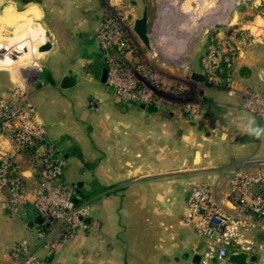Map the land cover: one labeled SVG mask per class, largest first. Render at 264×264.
<instances>
[{
  "label": "crops",
  "instance_id": "obj_1",
  "mask_svg": "<svg viewBox=\"0 0 264 264\" xmlns=\"http://www.w3.org/2000/svg\"><path fill=\"white\" fill-rule=\"evenodd\" d=\"M59 1L19 0L21 6L17 12L13 11L15 2H10L2 14L3 29H9L10 36L0 37V44L12 41L22 28L33 25L43 31L52 46L42 58L60 53L55 29L61 19ZM69 5L65 4L67 10L71 8ZM183 7L182 10L188 12L187 4ZM156 15V23L173 24L175 21L171 7ZM258 18L251 29L255 33L253 43L234 60L232 87L237 92L243 88H264V34H259L264 32V15ZM188 36L180 34V38ZM183 42L185 38L175 48H184ZM198 62L199 69L194 68L188 79L189 84L201 88L206 85L205 79L191 77L193 74L203 77ZM5 74L13 84L14 76L9 72ZM44 82L52 81L45 78ZM32 86L35 95L41 84L35 82ZM206 87L208 91L200 90L199 94L205 96L209 92L206 103L215 111H201L197 122L183 120L185 116L178 108L177 111L158 108L148 112L138 106L132 111L137 121L131 124L120 120L119 116H112L113 120H105L106 113L102 116L105 136L99 143L104 149V160L100 163L98 180L103 185L99 189L90 185L83 197L90 202L88 224L91 230L70 239L54 259L46 258L43 246H39L41 258L48 264H191L193 249L200 240L185 219L190 188L201 183L211 184L216 202L229 210L225 199L228 166L240 165L250 158L240 157L238 140L247 117L237 108L238 95L231 98L223 95L219 88ZM185 102L189 101L183 99ZM124 112L122 109L120 113ZM38 118L45 125V119L39 114ZM140 118L146 123L144 126L139 124ZM0 149H8L2 137ZM89 164L92 170L94 165ZM3 203L0 198V264H11L8 247L18 238L27 239L37 224L28 226L31 221L27 220V209H20L18 215L22 222L13 225L11 213L5 210ZM257 234L251 232L249 237L260 242L261 248L255 253L256 263L264 264V240H258ZM33 237L29 238L31 243Z\"/></svg>",
  "mask_w": 264,
  "mask_h": 264
},
{
  "label": "rangeland",
  "instance_id": "obj_2",
  "mask_svg": "<svg viewBox=\"0 0 264 264\" xmlns=\"http://www.w3.org/2000/svg\"><path fill=\"white\" fill-rule=\"evenodd\" d=\"M221 1H59L60 4L57 7L61 12V19L59 20L60 26L57 25L55 29L57 30V43L60 46V53L39 59L40 69L35 82L41 84L40 90L33 95L32 84L35 82L31 81L27 91L35 113L46 121L43 126L47 140L62 158L63 166L59 182L71 187L73 198L78 205H84L88 208L89 217L91 213L90 202L84 200L83 197L87 194L90 185L95 189H99L103 185L98 180L100 163L104 160V154H102L104 149L99 143L100 140L103 141L105 136L102 116L107 114L108 118L105 120H113L112 116H119L121 117L120 120L128 121L130 124L134 120L137 121L132 111L136 110L138 106L119 99L110 83H107L106 79L109 78L111 70L107 66L106 59L117 62L120 60L127 65V69H131L132 66L138 69V74L141 77L140 82H144L145 84H143L148 90L154 89L156 97H162L166 101V103H161L160 107L159 103L153 104L152 106H155L156 110L158 108L162 110L167 108V111L179 109L185 116L183 120L197 122L200 119L197 116L201 111H215V108L206 103L209 92L204 96L200 95L199 91H208L206 87L208 86L209 88H219L218 90L223 95H228L229 86L223 88L225 84L222 82L212 86L206 80V85L201 88L192 86L189 84L188 75L194 68L199 69L198 64H196L199 61L203 78L207 79L201 60L207 55L209 44L212 42L220 51H223L226 43L234 40L235 53L232 55V81L234 82V60L239 53L247 50L253 43L255 33L253 34L254 31L251 29L258 23V16L264 8V0H233L232 4L220 7ZM10 2H15L13 11H19L21 6L19 0H0V16H2L5 8L10 5ZM67 3L70 4L71 10L69 8L67 10V6H65ZM185 4H187V10H185L188 12L182 10ZM143 7H146L149 12L148 43L146 46L140 42L132 30V23L140 17ZM166 7H171L174 10V23L169 24L168 21H163L164 24L156 23V14ZM104 20H106L105 25L117 26L122 30L124 51H117L119 42L114 36L107 37L106 40L101 39L100 26L103 25ZM201 25L205 26L201 28ZM181 33L189 36L184 37L185 42L181 44L184 48L179 47L178 49L175 47H178L180 40L184 39L183 37L180 38ZM9 34V29H3L2 21L0 37L8 38ZM259 34L263 35L261 31ZM243 35L247 38L244 42L240 39ZM1 38L0 40H2ZM13 43L15 42L12 39V41L1 43L0 47H6V45ZM5 68H8L10 72H15V69L12 70L11 67L0 63L1 98H8L14 89L9 76L7 77L5 74L7 73L6 70H3ZM102 70H106L103 83L100 81ZM24 73L25 71H21V76H24ZM45 78L51 79L52 82H44ZM185 87L186 90H184ZM234 92V96L228 95V97L233 98L238 95L239 98V92L237 90ZM183 99L188 100L187 103L196 107L193 113H183L181 104L185 105L186 103H183ZM239 105L240 102L237 106L238 110L247 117L245 123L241 125L244 132L238 140L240 157L264 158V124L246 114ZM122 109H125L124 113H120ZM138 120H140L141 126L146 124L142 122L141 118ZM62 148H66V151ZM12 153L17 159L18 173L23 172L27 177L24 180L26 185H29L28 190L33 188L35 185L29 176L31 175V166L25 158L22 159L19 152L13 151ZM65 155L66 157H64ZM89 163L94 165L92 170H90L91 165ZM91 177H93L92 181L89 180ZM27 196L28 202L24 207H21L9 204L6 200L7 197L0 195L2 201L4 200L3 206L5 210L11 213V221L15 226L22 222L18 215L20 209H27L28 221L32 222V217L36 216L32 209V193H27ZM88 226V230L79 231L75 236L89 232L91 227ZM38 228L31 230L27 239L18 238L8 247L11 264H15L10 253L16 244H24L26 253L48 264L39 256L41 251L38 249L39 246H43L46 258L54 259L61 253L64 245L75 237L68 239L58 251L49 253L46 240L37 238V232L41 233V229ZM32 237L31 243L29 238Z\"/></svg>",
  "mask_w": 264,
  "mask_h": 264
},
{
  "label": "built area",
  "instance_id": "obj_3",
  "mask_svg": "<svg viewBox=\"0 0 264 264\" xmlns=\"http://www.w3.org/2000/svg\"><path fill=\"white\" fill-rule=\"evenodd\" d=\"M104 22L100 26L101 39L114 36L119 42L117 51H124L122 30ZM240 39L247 40L244 35ZM13 41L12 45L0 47V63L15 68V72L3 69L14 76V89L8 98L0 97V137L8 144L7 150L0 149V195H5L9 204L24 207L28 202L27 193H32V209L42 219L37 225L41 229L38 228L41 233L37 232V238L45 239L52 253L77 232L88 230L89 224L84 220L89 218V210L77 204L70 186L59 182L62 158L47 140L45 127L29 100L27 87L38 78V61L42 55L36 49L47 41L44 33L39 27L29 25ZM234 42L226 43L223 51L211 42L201 60L207 83L216 86L222 82L229 86V96L236 92L232 87ZM106 60L111 70L106 81L119 99L136 106L166 103L162 97H156L154 89L148 90L140 82L137 68L127 69L120 60ZM21 71H25L24 76ZM238 92L241 109L264 124V88H243ZM182 108L189 113L196 110L190 103L182 104ZM13 151L19 152L31 166L29 176L35 186L29 190L24 180L27 177L23 172L18 173ZM227 175L225 199L229 210L216 202L209 183L192 186L187 196L185 219L205 245L198 264H228L230 253L250 254L261 248L260 242L249 234L264 232V158H247L240 165H229ZM10 254L15 264H45L26 253L24 244L14 245Z\"/></svg>",
  "mask_w": 264,
  "mask_h": 264
},
{
  "label": "water",
  "instance_id": "obj_4",
  "mask_svg": "<svg viewBox=\"0 0 264 264\" xmlns=\"http://www.w3.org/2000/svg\"><path fill=\"white\" fill-rule=\"evenodd\" d=\"M261 14L264 15V8L261 11ZM147 27H148V15H147V8H143L140 17L136 18L133 21V27L132 30L135 33V35L137 36V38L140 40V42L142 44H144L145 46L148 43V31H147ZM52 49L51 44L48 41H44L43 43H41L38 47H37V53L44 56L47 55ZM105 77H106V70H102L101 72V78L100 81L103 83L105 81ZM192 79L196 78V79H202L203 77H201L200 75L197 74H193ZM140 109L146 110L148 112H155L156 111V107L152 106V105H148V106H139ZM73 185V184H72ZM86 223L89 222V219H85L84 220ZM42 219L38 216H36L33 220V222L28 223V226H31L32 224H41ZM257 239L258 240H264V232L263 231H259L257 234ZM205 249V245L202 241H198L193 249V255L192 258L190 260L191 264H198L200 261V257L203 254ZM228 264H255L257 261V256L255 254V250H253L250 254L247 253H240V252H234V253H230L228 255L227 258Z\"/></svg>",
  "mask_w": 264,
  "mask_h": 264
},
{
  "label": "bare ground",
  "instance_id": "obj_5",
  "mask_svg": "<svg viewBox=\"0 0 264 264\" xmlns=\"http://www.w3.org/2000/svg\"><path fill=\"white\" fill-rule=\"evenodd\" d=\"M233 3V0H222L221 1V3H220V7H222V6H226V5H230V4H232ZM218 6V7H219ZM215 15V14H214ZM211 17H213V16H211ZM4 20V18H0V23L2 22ZM7 22H9V20L7 21ZM6 22V23H7ZM14 27V26H13ZM13 31V30H12Z\"/></svg>",
  "mask_w": 264,
  "mask_h": 264
},
{
  "label": "trees",
  "instance_id": "obj_6",
  "mask_svg": "<svg viewBox=\"0 0 264 264\" xmlns=\"http://www.w3.org/2000/svg\"><path fill=\"white\" fill-rule=\"evenodd\" d=\"M226 87V85H223V88Z\"/></svg>",
  "mask_w": 264,
  "mask_h": 264
},
{
  "label": "flooded vegetation",
  "instance_id": "obj_7",
  "mask_svg": "<svg viewBox=\"0 0 264 264\" xmlns=\"http://www.w3.org/2000/svg\"><path fill=\"white\" fill-rule=\"evenodd\" d=\"M147 15H148V12H147ZM148 17H149V15H148Z\"/></svg>",
  "mask_w": 264,
  "mask_h": 264
}]
</instances>
